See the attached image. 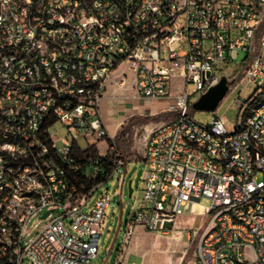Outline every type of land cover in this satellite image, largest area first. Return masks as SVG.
Wrapping results in <instances>:
<instances>
[{"label": "built area", "instance_id": "2783aa9c", "mask_svg": "<svg viewBox=\"0 0 264 264\" xmlns=\"http://www.w3.org/2000/svg\"><path fill=\"white\" fill-rule=\"evenodd\" d=\"M263 21L264 0H0V264H86L98 256L109 191L86 207L125 165L109 153L114 146L98 147L113 140L101 102L125 61L136 95L165 99L175 114L148 137L143 198L125 240L140 225L174 232L191 203L205 216L187 229L194 264H264ZM240 50L248 53L240 82L256 86L248 100H234L240 122L233 130L223 116L199 122L193 102L219 82L216 64ZM59 123L68 132L62 145ZM34 217L48 221L30 237Z\"/></svg>", "mask_w": 264, "mask_h": 264}, {"label": "rangeland", "instance_id": "374dc122", "mask_svg": "<svg viewBox=\"0 0 264 264\" xmlns=\"http://www.w3.org/2000/svg\"><path fill=\"white\" fill-rule=\"evenodd\" d=\"M264 35V21L261 27L258 29L257 41ZM248 64V53L244 50L239 51L237 58L229 61L227 63H217L216 72L222 77L226 75L229 79L233 80V88L230 89L224 99L221 101L219 106L215 110H196L193 109L192 112L196 118L201 123H209L213 116H223L226 120V125L229 130L236 128L237 124L240 122L243 111L236 106L234 100L238 98L240 94L241 100H248L253 96L256 86L254 84L243 85L240 82L241 75L244 73L246 65ZM127 74L129 85L133 76L132 70L129 69V63L123 62L119 68L113 73L112 82L109 83L107 94H112L113 89L117 88V95H125L128 92H133L132 89L125 88L116 84L118 79L122 75ZM114 87V88H113ZM182 88V82L180 79L174 80V91H180ZM197 97V96H196ZM262 96H259L252 104L256 106ZM162 101V100H159ZM135 103L144 110V100L137 99ZM251 106V107H252ZM175 118V114L170 111H165L157 115L150 114H139L133 115L128 118L124 128L121 130L119 136L114 137L115 145L109 151V153H114L119 155L121 159L125 162V165H120L118 170L114 173L113 177L106 181L103 185L99 187L90 198L88 206L90 208L96 199L100 197L107 190L111 196V205L108 208V213L104 225L103 234L101 237V242L99 246V254L97 257L92 258L86 264H104L106 260V255L109 252L111 245L114 241L116 230L119 227V223L122 222V230L126 224L129 214L132 212L134 205H136L143 198L142 190V175L144 170V161L142 160L147 143V137L149 133L158 125L171 121ZM67 128L62 124H57L54 130V137L58 140V144L62 145L61 139L67 137ZM84 148H87V142L85 140L80 141ZM99 152L107 153L109 144L107 141H101L98 144ZM125 177V182L122 184V180ZM132 180V186L134 192L132 196L129 195V181ZM210 200L206 197L201 199V204L207 206ZM204 216L198 214L195 220V226H200ZM48 219L39 220L34 217L30 222V237L35 236L40 229L47 223ZM117 222V224H113ZM70 231L73 232L72 226L67 224ZM186 232V231H185ZM187 233V232H186ZM185 233L183 242L185 245L177 248V255H175L176 260H180L181 264H193L195 257V246H191L187 250L188 237ZM178 237L177 231L171 233Z\"/></svg>", "mask_w": 264, "mask_h": 264}, {"label": "crops", "instance_id": "0c3cea01", "mask_svg": "<svg viewBox=\"0 0 264 264\" xmlns=\"http://www.w3.org/2000/svg\"><path fill=\"white\" fill-rule=\"evenodd\" d=\"M117 88L113 89L111 95L107 94L106 91L101 102L102 116L109 135L113 139L118 136L129 117L139 114L157 115L167 111L168 101L165 99L159 101L139 97L136 95L131 84L125 88L132 89L133 92H128L125 95H117ZM137 99L144 100V110L138 106L139 104L135 103ZM142 160L145 163L146 149ZM194 209L195 205L193 206L189 203L184 213L178 217L174 231H177L179 234V239L171 233L164 234L151 231L140 225L135 234L126 241L127 221L123 230V223L120 222L104 264H181L180 260H176L175 255L178 254L177 248L180 247V244L184 243L183 239L187 229L195 226L196 216L199 213H195ZM113 224H117V222H113Z\"/></svg>", "mask_w": 264, "mask_h": 264}, {"label": "water", "instance_id": "95a60500", "mask_svg": "<svg viewBox=\"0 0 264 264\" xmlns=\"http://www.w3.org/2000/svg\"><path fill=\"white\" fill-rule=\"evenodd\" d=\"M229 78L226 75H223L219 82L213 86H211L205 93H203L198 99H196L192 107L196 110H215L224 97L227 95L229 88H230ZM133 186L132 180L129 181V195L132 196L133 194ZM49 211L45 212V215L48 214ZM171 225V223H168Z\"/></svg>", "mask_w": 264, "mask_h": 264}, {"label": "trees", "instance_id": "16d2710c", "mask_svg": "<svg viewBox=\"0 0 264 264\" xmlns=\"http://www.w3.org/2000/svg\"><path fill=\"white\" fill-rule=\"evenodd\" d=\"M243 75V74H242ZM241 75V76H242ZM124 128V127H123ZM120 133H121V131H120ZM120 133L118 134V136L120 135ZM108 143H109V145L110 146H114L115 145V141L114 140H112L111 138H108ZM95 153L97 152V150L96 149H94L93 150ZM105 167H106V170L104 171V174L106 173V172H108V171H110L111 170V165L110 164H105ZM104 174H102V175H100V178L98 179V180H101V179H103V180H106V175H104ZM93 185V183L92 182H89L88 183V186L89 187H91Z\"/></svg>", "mask_w": 264, "mask_h": 264}, {"label": "bare ground", "instance_id": "6f19581e", "mask_svg": "<svg viewBox=\"0 0 264 264\" xmlns=\"http://www.w3.org/2000/svg\"><path fill=\"white\" fill-rule=\"evenodd\" d=\"M183 245H185V243L180 244V246H183Z\"/></svg>", "mask_w": 264, "mask_h": 264}]
</instances>
